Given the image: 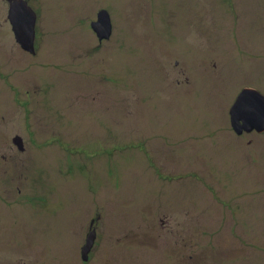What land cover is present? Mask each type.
Segmentation results:
<instances>
[{
	"label": "rangeland",
	"instance_id": "rangeland-1",
	"mask_svg": "<svg viewBox=\"0 0 264 264\" xmlns=\"http://www.w3.org/2000/svg\"><path fill=\"white\" fill-rule=\"evenodd\" d=\"M29 1L33 54L0 0V264H264V131L228 113L264 96V0Z\"/></svg>",
	"mask_w": 264,
	"mask_h": 264
},
{
	"label": "water",
	"instance_id": "water-1",
	"mask_svg": "<svg viewBox=\"0 0 264 264\" xmlns=\"http://www.w3.org/2000/svg\"><path fill=\"white\" fill-rule=\"evenodd\" d=\"M8 20L15 41L22 50L33 54L35 40L36 14L24 0H8ZM91 29L99 42L108 40L111 36L112 25L106 10L97 14L96 21L91 22ZM230 124L237 134L243 132L264 131V96L251 88H245L237 96L235 104L230 109ZM14 143L21 149V139H14ZM95 232L92 231L86 238L82 247V260L88 259V254L94 244Z\"/></svg>",
	"mask_w": 264,
	"mask_h": 264
},
{
	"label": "flooded vegetation",
	"instance_id": "flooded-vegetation-1",
	"mask_svg": "<svg viewBox=\"0 0 264 264\" xmlns=\"http://www.w3.org/2000/svg\"><path fill=\"white\" fill-rule=\"evenodd\" d=\"M26 3H27V5L32 9V7H31V3H30V1L29 0H24ZM3 2H7V4L9 5V1L8 0H3ZM36 19H37V16H36ZM245 88H250V87H242L241 88V90H240V92L235 96V98H234V100H233V102H231V106H230V108H229V111H228V113H229V119H230V109L232 108V106L235 104V102H236V100H237V96L243 91V89H245ZM260 92V91H259ZM261 93V92H260ZM262 94V93H261ZM263 95V94H262ZM232 128V127H231ZM232 131L236 134V136L237 137H241V135L243 136V135H247V133H254V134H258L259 132H256L255 130H252L251 132H247V133H245V132H243L241 135L240 134H237L234 130H233V128H232ZM240 214V213H242V211H241V209L240 210H235V212H233V213H228V215L229 216H225L224 218L226 219V217H228V218H230L231 219V225H232V227H234V226H236V225H238L239 223H240V217L237 215V214ZM244 214H245V216H244V220L246 221V222H248V214H247V210H245V212H243ZM236 217H239V220L238 219H236ZM159 221L161 222V223H163L164 221L163 220H161V219H159ZM91 225H90V231H89V233L90 232H92V231H94L95 232V237H96V229H95V227H93L92 226V221H91V223H90ZM164 224V223H163ZM246 233H248V232H246ZM247 239V238H246ZM85 241H86V239H85ZM94 242H95V240H94ZM179 242H177V241H175V242H173V244H175V245H177ZM95 244V243H94ZM94 244H93V246H92V248H91V250H90V252L92 251V249L94 248ZM187 246V251H189V250H191L190 248H188V246H193L194 244L192 243V244H189V243H182V244H179V248L180 247H182L183 248V246ZM81 250H82V248H81ZM248 256V259H249V254L247 255ZM88 257H89V254H88ZM188 257H189V259H192L193 258V255L192 254H189L188 255ZM81 258H82V255H81ZM88 260V259H87ZM87 260L86 261H83V262H87Z\"/></svg>",
	"mask_w": 264,
	"mask_h": 264
}]
</instances>
